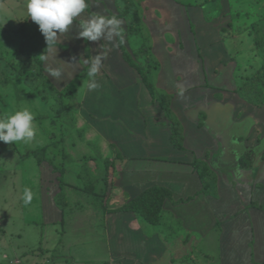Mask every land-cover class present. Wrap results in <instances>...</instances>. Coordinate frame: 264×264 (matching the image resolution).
Listing matches in <instances>:
<instances>
[{
    "label": "rangeland",
    "instance_id": "rangeland-1",
    "mask_svg": "<svg viewBox=\"0 0 264 264\" xmlns=\"http://www.w3.org/2000/svg\"><path fill=\"white\" fill-rule=\"evenodd\" d=\"M175 2L186 11L180 8L179 20L189 31L183 38L170 23L160 31L174 42L164 59L144 24L143 0H115L127 34L138 36L134 46L142 43L126 52L153 85L157 122L169 128L178 122L179 136L183 114L212 135L196 142L198 159L191 162L203 176L201 188L189 198L172 195L158 224H151L120 209L133 188L151 182L135 165L137 157L104 139L98 127L112 118L86 107L89 65L81 52L63 40L61 48L75 52L71 57L83 71L62 74L59 81L51 77L49 68L63 72L66 61L49 62L44 44L33 39L26 43L32 54L25 56L12 34L23 23L39 28L28 16L27 0H0V119L28 108L36 126L29 144L0 142V262L6 256L32 264L42 250L48 254L39 262L47 264H261L252 240L243 243L254 230L241 218L264 211V196L258 194L264 176V0ZM160 95L167 96V110L158 105ZM181 145L184 149L183 140ZM84 163L98 179L94 194L84 191L78 177ZM25 188L33 194L28 205Z\"/></svg>",
    "mask_w": 264,
    "mask_h": 264
},
{
    "label": "crops",
    "instance_id": "crops-1",
    "mask_svg": "<svg viewBox=\"0 0 264 264\" xmlns=\"http://www.w3.org/2000/svg\"><path fill=\"white\" fill-rule=\"evenodd\" d=\"M87 5L88 7L85 12L74 18L72 25L69 26L66 32L62 34L58 33L57 51L54 49L50 52L47 49L45 59L47 58L49 62L64 59L66 65L63 67V75L70 77L83 71V66L79 62H75L74 58L71 57L75 52H81L87 66L89 65L88 62L97 55L104 57L103 67L96 77V83H98L99 87L90 90L91 95L88 96L86 94L85 103L88 108H96L102 116L106 114L107 117L112 118L104 119L98 127L103 132L104 139H113V141L120 144V148L125 154L130 157H137L139 162L135 165L138 169L140 167L143 168L144 179L151 182V184H144V186L133 188L131 190L133 192L132 198L137 196L142 190L153 185L164 186L170 190L171 200L167 201H173L172 197L175 195L177 199L189 198L194 194L196 195L198 189L201 188V182L198 173L193 171L191 162L198 156L195 153L196 142L207 140L206 134H211L198 125H194V121L187 116L183 117V114H179V116L183 117L179 118V122L183 130L184 149L173 147L170 141L171 129L167 123L157 122L156 118L159 117L158 115H161L158 114L159 109L157 105H151V95L138 72L123 59L121 50L117 45L116 36L113 34L112 39H109L106 30L99 40L87 41L81 38L79 33L82 31L81 23L90 20L93 16L102 15L111 17L115 15L122 22L125 50L132 52L135 47L141 46V41L139 46H134L133 39L138 36L127 34L124 15L122 12L120 13L119 7L115 6V0H87ZM142 7L146 18L144 24L153 31L159 46L158 48L162 51L163 58L165 59V56L169 54L166 52L173 50V48L168 50L166 47L169 48L174 42H169L167 38H164L166 32L161 34L160 31L170 23V25L174 26V29L182 30L181 35L185 38L188 25L182 24L179 20V15H181V9L185 14L186 11L175 0H143ZM63 40L64 43L69 41L75 52L70 48H68L67 52L63 50L64 48H61L62 44H64ZM64 53H67V55H63ZM85 55H87L88 59L85 58ZM180 58L182 57L180 56ZM174 66L175 70L173 69V72L176 75L179 66L175 62ZM168 70L167 67L162 76V82L164 83L169 81L166 80L170 76L168 75ZM88 84L89 82L86 85V93L89 90ZM169 84L171 87L175 85H172V82ZM140 109L143 112V114L141 113L143 118L139 115ZM163 157L169 158V161L156 162L154 160ZM170 159L176 162H172ZM261 182L263 188L261 187V193L257 192L260 199L264 196V176H262ZM51 220L50 218H46L45 223H56V221ZM241 221V224H244L248 230L251 228L254 230L252 233L247 231L243 243L247 244L251 239L257 262L264 264V211L245 212L242 215ZM241 239H243V234L241 235ZM40 253L41 256L36 258L32 264H47L39 261L41 258L45 259L44 257L48 253L42 252V250L37 251L38 255ZM25 259L27 258H7L4 256V260L0 264H27Z\"/></svg>",
    "mask_w": 264,
    "mask_h": 264
},
{
    "label": "clouds",
    "instance_id": "clouds-1",
    "mask_svg": "<svg viewBox=\"0 0 264 264\" xmlns=\"http://www.w3.org/2000/svg\"><path fill=\"white\" fill-rule=\"evenodd\" d=\"M87 0H27L26 9L31 20L39 26V31L45 38L47 48L50 52L56 45L58 33L66 32L72 25L74 18L80 16L87 9ZM82 31L79 36L87 41H97L107 30L108 38L113 34L119 38V43H124L122 22L115 15L105 17L93 16L90 20L81 23ZM104 57L97 55L88 64L87 75L90 78L88 87L90 90L99 87L96 77L103 67ZM48 74L56 80L62 79V70L49 68ZM34 114L28 108H22L14 114L0 119V142L15 144L23 142L29 144L36 138V126ZM33 194L30 189L25 188L23 202L25 205L31 203Z\"/></svg>",
    "mask_w": 264,
    "mask_h": 264
},
{
    "label": "trees",
    "instance_id": "trees-1",
    "mask_svg": "<svg viewBox=\"0 0 264 264\" xmlns=\"http://www.w3.org/2000/svg\"><path fill=\"white\" fill-rule=\"evenodd\" d=\"M26 24H22L18 28L12 29V34L17 38L20 43L21 52L25 56H29L32 54V51L26 47V43L28 40L33 39L35 42L44 44V53L46 52L47 44L45 41L44 36L39 31V28H34L29 30ZM117 45L121 50L123 59L128 63V65L138 72L139 76L141 77L144 85L146 86L147 90L149 91L150 95L154 97V90L153 85L149 81V79L145 76V73L142 71L141 67L135 65V63L131 60L130 56L126 52L124 45L119 43V38L116 37ZM165 98L166 95H160L158 105L162 109H168L166 105ZM178 122L173 123L170 127L171 134H170V141L174 148L181 149L182 145L181 142L183 140L182 135L178 136L177 131ZM176 136L178 138L176 139ZM41 155L38 157V161H41ZM92 168L87 164H82L81 169L79 171L78 177L82 182L84 191L88 194H94V188L98 183V179L92 173ZM200 180L204 183L203 176L199 175ZM203 188H206V184H204ZM59 194L55 196V204L62 209V203L58 201ZM171 200V192L168 188L164 186H157L153 185L144 190H142L137 196L129 200L127 203L123 204L120 209L124 211H130L138 214L141 216L145 221L151 224H158L160 212L162 210L163 204L165 201Z\"/></svg>",
    "mask_w": 264,
    "mask_h": 264
}]
</instances>
